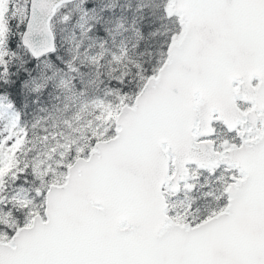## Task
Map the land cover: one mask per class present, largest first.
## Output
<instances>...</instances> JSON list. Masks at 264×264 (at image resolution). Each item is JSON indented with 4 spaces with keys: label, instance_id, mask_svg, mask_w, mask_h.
<instances>
[{
    "label": "snow or ice",
    "instance_id": "6c2138e0",
    "mask_svg": "<svg viewBox=\"0 0 264 264\" xmlns=\"http://www.w3.org/2000/svg\"><path fill=\"white\" fill-rule=\"evenodd\" d=\"M19 7L23 34L0 32V264H264V0ZM57 17L78 26L75 80ZM61 91L81 104L37 148L21 113Z\"/></svg>",
    "mask_w": 264,
    "mask_h": 264
},
{
    "label": "rangeland",
    "instance_id": "374dc122",
    "mask_svg": "<svg viewBox=\"0 0 264 264\" xmlns=\"http://www.w3.org/2000/svg\"><path fill=\"white\" fill-rule=\"evenodd\" d=\"M53 26L56 34L57 48L59 43L61 47L58 52L56 48L55 55L65 61L68 65L66 74L75 80L77 78L75 75L77 71L84 72L83 66L79 69L73 67V61L70 59V56L73 54L74 44L78 39V26L67 24L61 17L54 19ZM87 63L91 65L92 61L88 60ZM101 70L99 65L97 68H90L88 76L93 83L84 90V94L94 97L107 91L106 82H100L96 79V73ZM100 80L106 81V77H101ZM70 95L61 91L50 97L48 101L40 102L35 108L24 111L25 117L21 121V124L29 130L37 148L42 147L40 142L41 137H44L46 133H55L62 130L65 118H72V113L80 106L81 101L75 98L70 99ZM84 116L87 118V113H84ZM7 118L6 115L0 114V121Z\"/></svg>",
    "mask_w": 264,
    "mask_h": 264
},
{
    "label": "trees",
    "instance_id": "16d2710c",
    "mask_svg": "<svg viewBox=\"0 0 264 264\" xmlns=\"http://www.w3.org/2000/svg\"><path fill=\"white\" fill-rule=\"evenodd\" d=\"M23 4V0H9L6 7L9 10L7 13L5 12V6L0 5V13L2 14L0 16V32L8 31L9 35L14 37L17 32H19L21 35L24 32V29L22 26L17 25V20H23L24 14L22 7L14 9V6H19ZM15 17V19L13 18ZM9 21L11 23L9 24ZM60 43L57 48V52L60 51ZM14 54L16 56H22V46L21 48H18L15 50ZM25 117L24 111L21 113V121Z\"/></svg>",
    "mask_w": 264,
    "mask_h": 264
},
{
    "label": "water",
    "instance_id": "95a60500",
    "mask_svg": "<svg viewBox=\"0 0 264 264\" xmlns=\"http://www.w3.org/2000/svg\"><path fill=\"white\" fill-rule=\"evenodd\" d=\"M77 1H79V0H73V3H74V2H77ZM37 15H39V12L37 13ZM52 21H53V20H52Z\"/></svg>",
    "mask_w": 264,
    "mask_h": 264
}]
</instances>
